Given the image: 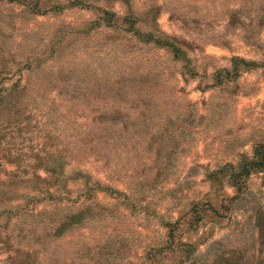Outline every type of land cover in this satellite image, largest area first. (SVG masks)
Instances as JSON below:
<instances>
[{"label": "rangeland", "instance_id": "374dc122", "mask_svg": "<svg viewBox=\"0 0 264 264\" xmlns=\"http://www.w3.org/2000/svg\"><path fill=\"white\" fill-rule=\"evenodd\" d=\"M35 1L0 0V264H264V171L229 177L264 144V0H131L160 6L184 58L87 29L98 14L68 0ZM111 107L126 128L91 120Z\"/></svg>", "mask_w": 264, "mask_h": 264}, {"label": "trees", "instance_id": "16d2710c", "mask_svg": "<svg viewBox=\"0 0 264 264\" xmlns=\"http://www.w3.org/2000/svg\"><path fill=\"white\" fill-rule=\"evenodd\" d=\"M114 1L117 0H105V5H111ZM125 7L124 14H120L114 9H112L109 6H103L102 4H97L94 2V0H68L67 6L68 7H78V8H84V9H90L94 12H96L98 15L97 17L92 21L85 25L87 29L89 28H99L101 26L105 28L112 29L114 31H117L118 33L122 34H130L132 35L137 41L144 43V44H153L160 47H165L167 50H169L175 58L182 57V50L179 47L178 41L175 38L169 37L166 34H163L160 30L157 29V15L159 13L160 6L155 3L148 4L147 7L145 6V9L138 12L134 9V6L131 2V0H119ZM34 5L38 6L39 2L38 0L35 1ZM62 8V4L54 3L49 8L43 11H51V10H60ZM225 10L227 12V22L230 24L236 23V21L239 20L238 12L240 10V6H226ZM234 62H241L244 65H254L253 61H247L244 58H233ZM121 74V73H120ZM123 75V74H122ZM148 75L140 74L139 79H142L143 81L147 80ZM114 90V87H112ZM125 87H118L116 91H114L115 96L118 97L120 100H125ZM112 90L111 88H108L106 91ZM91 95V94H90ZM138 100L143 102L145 105L149 102L146 100V97L139 96ZM142 116L144 117L143 121L145 124L148 122V116L144 113H142ZM91 120L93 122H96L98 125L102 127V129H107L111 127L113 124L119 125V128H126L128 125V115L126 113H123L119 111L117 108L111 107L109 110H105L102 112H96L92 115ZM50 162L48 171L52 175V183L51 185H56L58 183V177L64 175V166L60 160V155L58 152H53L49 156ZM257 171H264V144H260L257 148L254 149L253 156L250 159H245L243 163H241V169L236 172H229V177L232 181H236L244 174H249L250 172H257ZM219 171H216L218 173ZM67 178V177H66ZM216 179V177H215ZM214 180V179H213ZM96 185H98L97 189H102V186L98 182H95ZM95 191V190H92ZM51 196H53L56 199H61V197L57 196L56 194L50 193ZM206 203H203V206ZM198 202H195L192 204V206L189 208V210L186 213H190L194 208V206H197ZM210 210H215L213 206H210L209 204H206ZM202 206V207H203ZM185 213V214H186ZM183 215L176 218L174 221V224H176V228L180 224L187 225L186 222L182 221ZM81 214L80 212H76L73 214H64L60 216L58 219H53L51 217V222L55 221V223L52 224L51 227H48L46 230L43 231L42 237L45 238L50 235L57 236L62 233L65 226L76 223L81 220ZM198 219H200L198 217ZM197 219H193L191 216L189 218L188 226L191 225L192 222H195ZM174 224H171L172 226ZM19 233H23V235H26V230L19 231ZM168 236L172 237V228L168 232ZM40 236V235H39Z\"/></svg>", "mask_w": 264, "mask_h": 264}]
</instances>
